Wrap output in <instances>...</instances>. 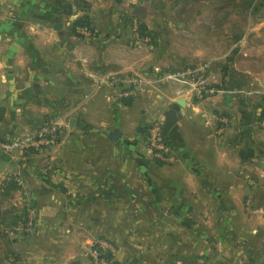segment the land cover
Returning <instances> with one entry per match:
<instances>
[{"label": "crops", "instance_id": "0c3cea01", "mask_svg": "<svg viewBox=\"0 0 264 264\" xmlns=\"http://www.w3.org/2000/svg\"><path fill=\"white\" fill-rule=\"evenodd\" d=\"M84 1L88 9L77 0H0V140L50 120L62 132L45 151L11 155L0 146V185L18 175L28 191H13L18 203L2 201L0 212L13 222V204L25 211L29 202L36 215L32 234L1 226L0 264H92L83 249L100 237L120 246L117 264H259L239 234L264 230V74L248 66L251 88L242 93L225 69L218 91L203 98L179 95L184 85L171 83L126 104L127 86L113 78L143 71L154 78L173 61L132 46L133 24L122 21L150 28L165 0ZM145 6L154 10L147 17L137 11ZM84 15L104 24L86 39L73 30ZM98 104L107 110L97 124ZM169 109L179 118L167 135L177 160L163 163L147 133ZM114 128L123 132L117 141L108 137Z\"/></svg>", "mask_w": 264, "mask_h": 264}, {"label": "rangeland", "instance_id": "374dc122", "mask_svg": "<svg viewBox=\"0 0 264 264\" xmlns=\"http://www.w3.org/2000/svg\"><path fill=\"white\" fill-rule=\"evenodd\" d=\"M165 2L160 4L164 8L163 15L159 18H151V21L148 22L151 25L150 28L141 21L131 22L128 19L122 21L123 26L127 25L126 27H131L133 24L135 37L131 36L128 39L132 46L141 43L147 49L153 48L156 55L160 50L159 55L169 56L172 59L173 63H170V67L155 68L157 76L164 73H178L189 67L195 69L201 65L209 64V70L215 75L223 74L226 69L227 74L234 77V85L238 88L237 90L242 93L251 88L246 72L248 66L255 67L253 70L264 74V61H262L264 55V0H165ZM80 5L84 9L89 7L83 1L80 2ZM151 10L153 8L145 6L143 10L139 9L137 11L142 16L147 17V13H150ZM91 23L94 28L95 26L97 28L99 26L100 28L104 27L101 18L99 19L96 15L95 21ZM141 24L146 26L144 34L140 32ZM84 31L83 33L80 32L84 39L94 36L92 31L88 30L87 33H84ZM253 57L256 61L253 60ZM139 74L144 78H153L148 72L143 71ZM136 75L138 73L129 72L122 76L131 77ZM175 83L182 82L174 81L173 84ZM157 84V87H160L161 84L171 85V83L163 82ZM106 85L103 86L106 87ZM125 86L128 88L129 84H125ZM214 86L219 89L218 83ZM148 87L151 88V86L144 85L142 88L135 90V93H144L148 90ZM214 93H209V95ZM131 97L133 101L140 99L136 95L134 97L128 96L124 99V102L132 99ZM100 105L98 104V107L95 108L97 114L92 117L97 124L103 121L99 110H107V105L105 107ZM105 119L107 120V117ZM106 120L103 122L105 127H107ZM11 139L13 138L0 141ZM5 156L8 155L5 154ZM1 187H3V183H1ZM3 193L4 191L1 188L0 202L18 203L12 193L8 196L3 195ZM13 207L17 210L16 217H23L25 211L27 212V210L18 209L17 205L13 204ZM1 219V226L3 224L4 226H10L14 222L11 221V216H5ZM173 231L176 236H184L180 230ZM239 236L244 237L245 241L242 242H246L244 246L250 248L249 252L252 255H259L262 258L259 264H264V230L263 234L255 230L254 233L239 234ZM130 240L134 242V238ZM130 246L134 247L135 244L131 243ZM116 247L119 250L120 246L116 245ZM126 247L129 246L126 244ZM241 253L244 254L242 251Z\"/></svg>", "mask_w": 264, "mask_h": 264}, {"label": "built area", "instance_id": "2783aa9c", "mask_svg": "<svg viewBox=\"0 0 264 264\" xmlns=\"http://www.w3.org/2000/svg\"><path fill=\"white\" fill-rule=\"evenodd\" d=\"M84 33L87 29L82 28ZM137 30V29H136ZM209 64H204L198 68H187L178 73H164L156 78H144L140 74L136 76H117L113 78L114 82L121 85L129 84L128 88H124L121 92L122 96H133L135 90L142 88L144 85L156 87L158 82L174 83V81L182 82L185 88L178 91V94L191 92L197 97H205L209 93L218 91L215 84L218 83L217 76L209 70ZM222 129L226 124V119H220ZM264 124V119H263ZM163 118H158L150 124L147 133V145L153 155L163 163H173L177 160V154L173 145L162 133ZM61 128L57 121H47L42 124L36 131L29 134H21L11 140L0 142L2 150L8 154H14L18 151L36 150L45 151L57 145L61 139ZM14 179L20 186V190L28 196L27 188L21 176L7 174L6 180ZM27 213L23 217H17L12 225L6 226L7 233L24 232L32 234L35 231L36 215L30 208L29 202L26 204ZM84 255L88 257L92 264H117L118 248L116 245L106 238H97L86 244L83 249Z\"/></svg>", "mask_w": 264, "mask_h": 264}, {"label": "trees", "instance_id": "16d2710c", "mask_svg": "<svg viewBox=\"0 0 264 264\" xmlns=\"http://www.w3.org/2000/svg\"><path fill=\"white\" fill-rule=\"evenodd\" d=\"M83 1L85 2L84 0H77V3L80 4V2ZM91 18L89 15H84L82 16L81 18L77 19L74 23H73V30L78 34V35H81L77 30L78 29H82V28H85L87 30H90L92 31V33L94 34L95 33V28L92 26V23H91ZM146 30V26L144 24H141L140 25V32L142 34H144V31ZM82 36V35H81ZM127 104H131L132 101L129 99L127 102ZM5 114H6V109L4 107H0V122L4 120L5 118ZM263 118H264V110H263ZM166 139L169 140V142H171L172 144V141L171 139L166 136ZM173 145V144H172ZM5 182V181H4ZM3 182V187H1L4 191L3 195L5 196H8V195H11V193L15 190H18L20 189V186L17 184V182L12 178L10 180H6V182L4 183ZM1 188H0V191H1ZM27 209V207H26ZM27 213V212H26ZM25 213V214H26ZM1 218H4V216L2 215V213L0 212V226L2 224V219Z\"/></svg>", "mask_w": 264, "mask_h": 264}, {"label": "water", "instance_id": "95a60500", "mask_svg": "<svg viewBox=\"0 0 264 264\" xmlns=\"http://www.w3.org/2000/svg\"><path fill=\"white\" fill-rule=\"evenodd\" d=\"M54 28L56 30H61L63 28V23L58 22L54 25ZM179 103L183 104V100H179ZM178 115L175 109H169L165 112V121L162 126V133L163 136H167L170 131L174 128L176 123L178 122ZM71 126H74L75 124V118L71 119ZM123 134L122 130L120 128H114L108 132V137L112 141H117L121 135ZM129 264H136L135 261H131Z\"/></svg>", "mask_w": 264, "mask_h": 264}]
</instances>
